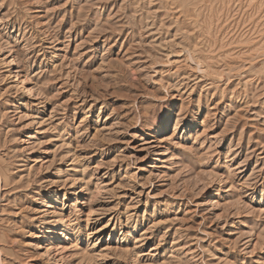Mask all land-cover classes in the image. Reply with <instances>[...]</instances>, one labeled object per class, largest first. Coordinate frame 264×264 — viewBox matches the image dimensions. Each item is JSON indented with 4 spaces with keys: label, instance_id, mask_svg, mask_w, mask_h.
I'll use <instances>...</instances> for the list:
<instances>
[{
    "label": "rangeland",
    "instance_id": "obj_1",
    "mask_svg": "<svg viewBox=\"0 0 264 264\" xmlns=\"http://www.w3.org/2000/svg\"><path fill=\"white\" fill-rule=\"evenodd\" d=\"M0 264H264V0H0Z\"/></svg>",
    "mask_w": 264,
    "mask_h": 264
}]
</instances>
